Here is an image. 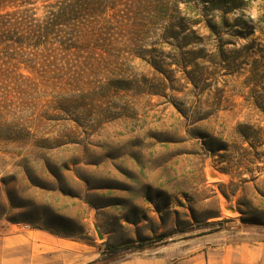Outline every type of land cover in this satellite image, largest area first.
Instances as JSON below:
<instances>
[{
  "label": "rangeland",
  "instance_id": "rangeland-1",
  "mask_svg": "<svg viewBox=\"0 0 264 264\" xmlns=\"http://www.w3.org/2000/svg\"><path fill=\"white\" fill-rule=\"evenodd\" d=\"M166 2L168 11L153 1L152 12L143 13L153 34L149 48L171 62L175 50L156 45L165 30L200 12H219L224 55L236 57L231 69L214 56L219 50L203 44L199 66L209 75L202 92L183 80L164 95L114 92L100 101L106 111L62 114L70 121L32 128L27 145L0 141V223L67 239L77 249H69L68 264L118 262L159 247L180 259L181 248L206 251L219 236L240 242L247 231L264 240V114L250 98L244 57L250 31L264 32V0H218L214 10L207 0ZM192 28L208 35L205 22ZM235 31L244 37L228 40ZM131 66L141 74L144 62L136 57ZM113 101L127 106L112 110L121 117L97 124L112 116ZM149 202L175 209L161 222L128 225L137 221L130 218L134 207Z\"/></svg>",
  "mask_w": 264,
  "mask_h": 264
},
{
  "label": "trees",
  "instance_id": "trees-1",
  "mask_svg": "<svg viewBox=\"0 0 264 264\" xmlns=\"http://www.w3.org/2000/svg\"><path fill=\"white\" fill-rule=\"evenodd\" d=\"M153 1L170 10L166 0H0V141L27 145L32 128L69 122L62 114L102 109L100 101L114 92L164 95L170 83L182 80L185 88L191 84L202 92L209 75L199 66L203 44L219 50L214 56L224 57L231 69L236 57L224 55L219 12H200L197 20L186 25L180 20L166 29L162 44L156 45L171 46L175 55L171 62L157 55V47L149 48L153 34L143 15ZM207 1L212 10L219 7L218 0ZM222 13L224 18L230 12ZM203 22L208 35L201 37L192 27ZM255 33L250 31L253 39L244 57L250 67V98L255 97L254 104L264 114V32ZM244 35L228 33V40ZM136 57L144 62L141 74L131 66ZM107 106L112 116H100L95 120L99 125L121 117L112 110L127 107L115 101Z\"/></svg>",
  "mask_w": 264,
  "mask_h": 264
},
{
  "label": "crops",
  "instance_id": "crops-1",
  "mask_svg": "<svg viewBox=\"0 0 264 264\" xmlns=\"http://www.w3.org/2000/svg\"><path fill=\"white\" fill-rule=\"evenodd\" d=\"M140 209L134 207L132 219L128 225H140L161 222L165 215H171L175 208L157 206L156 202L141 204ZM144 210L147 212H144ZM146 214V217H141ZM141 217L140 220H138ZM151 220V221H150ZM0 223V264H68L70 260L69 249L77 250L71 246L67 239L56 237L40 229H29L22 225ZM243 241L228 238L218 244L190 254L189 249L181 248V258L176 259L171 248L159 247L158 250H147L133 253L127 258L112 264H264V240L257 234L248 236ZM132 234L130 240H135ZM83 254V253H82ZM85 255V254H83ZM94 260H87L77 264H90Z\"/></svg>",
  "mask_w": 264,
  "mask_h": 264
},
{
  "label": "water",
  "instance_id": "water-1",
  "mask_svg": "<svg viewBox=\"0 0 264 264\" xmlns=\"http://www.w3.org/2000/svg\"><path fill=\"white\" fill-rule=\"evenodd\" d=\"M96 230L98 231V228H96ZM100 238H102L101 234H99Z\"/></svg>",
  "mask_w": 264,
  "mask_h": 264
}]
</instances>
